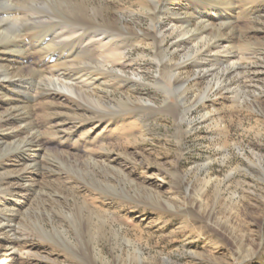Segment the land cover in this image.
<instances>
[{
	"label": "rangeland",
	"instance_id": "374dc122",
	"mask_svg": "<svg viewBox=\"0 0 264 264\" xmlns=\"http://www.w3.org/2000/svg\"><path fill=\"white\" fill-rule=\"evenodd\" d=\"M0 1L13 5L6 28L25 34L24 4ZM236 1L227 54L177 70L184 95L162 76L152 46L132 45L123 69L98 47L59 68L42 64L41 49L69 48L59 30L68 22L56 14L59 29L38 30L56 37L30 52L42 80L95 91L111 109H95L81 92L32 104L33 128L21 135L41 139L39 167L22 177L19 156L0 159V264H264V0ZM111 10L113 20L150 30L138 0H111ZM162 27L174 64L195 53ZM58 69L70 76L59 80ZM130 101L143 107L125 109Z\"/></svg>",
	"mask_w": 264,
	"mask_h": 264
},
{
	"label": "bare ground",
	"instance_id": "6f19581e",
	"mask_svg": "<svg viewBox=\"0 0 264 264\" xmlns=\"http://www.w3.org/2000/svg\"><path fill=\"white\" fill-rule=\"evenodd\" d=\"M20 1L24 4V9L27 12L24 14L27 21H25L26 18L23 16L25 18V24L22 26L24 27L25 34L22 33L23 31L21 28L16 29L18 26H15L16 28H6V18L7 20L9 19L6 16H12L11 12L13 10V5L10 6L11 3L10 5H6L7 3L5 4L0 1V81L2 82L0 86V109L7 107V110L4 109V111L6 110L5 112L2 110L3 113L0 114V126L2 127L0 133L5 137L4 140H2V144L0 143V159H4L10 155H16V158L19 156V158H21L20 163L13 164L15 165L14 167L18 169V173H20L19 176L31 174L30 171H36L40 164L39 159L43 151L41 139L35 134L21 135L29 132L33 128V122L29 112H32L31 110L34 106L32 104L39 98L45 101H49L51 98L56 99L58 96L57 92L63 95H71L74 98V92H81L78 94V97L81 100L83 99L85 102H88V104L95 109H111L106 106V102L102 97H99L94 93L95 91L82 92L81 90L71 87L69 89L66 82L61 84V82L64 81L42 80L39 71L33 68V63L31 61L34 58V55H31L30 52L33 50L35 52V49L42 48L43 44L48 40L56 43L55 36L47 34L46 32L45 34H41L38 31L41 29L49 31L59 29L57 25L52 24L54 22L52 21L54 15L58 14L63 16L62 19L66 20V23L68 22L69 24L68 27L59 29L64 31L63 35H66L65 37L69 40V48L65 46L57 47L56 55L52 53V50L55 47L47 45L46 49L45 47L42 48L41 50L47 54V56L45 55V57H43V65H49L51 63H54L55 65L56 63L60 66L59 68H61L64 64L71 63L75 61L74 58L78 57L82 63V60L86 61V58L88 57L87 55L95 53V49L98 47L102 50L100 52V58L106 60V63L109 65L114 67L118 66L123 69L127 66V63L124 61L126 51L130 47H134L132 45L135 43H139L140 45H144L145 43L148 47H154L155 53L158 56H161L159 64L164 66L162 76H169L174 80V83L172 84L174 88L173 91L179 95H184L188 88L185 87L183 80L178 77V74L176 73L177 70L181 67H186L185 65L189 63H198L200 57H205L210 61L211 59H214L215 61L221 59L222 54H227L226 52L229 48L227 46H222L223 43L229 41V39L227 40L224 31H230V34L232 36L234 35V29H232L234 22L232 23L230 21L239 8L236 0H138V5L143 15L147 16L151 21L150 30L147 32H141L131 28L130 25L121 22V18L120 22L113 20L111 0ZM176 4H182L183 8L180 10L176 9ZM177 10L184 11V15L180 14L179 11L177 12ZM15 20L16 19L8 22L13 24ZM216 22L221 23L220 25L222 26H217ZM165 24L171 27L174 34H178L177 39L179 43H189L191 46L193 45V48L195 49V53L189 55L188 59L183 63H173L174 58L172 57L173 54L168 46V37L162 27ZM37 41L41 45H38ZM59 44L61 46L64 43ZM83 52L84 55L82 54L83 57H81L79 54ZM224 60L227 61V59ZM82 65H84V63ZM237 65H239V63H237ZM232 66H236L235 62ZM85 68L86 67H84V69ZM56 74L59 80H62L68 75L62 72L61 69L56 70ZM117 78L128 81V79L119 75ZM23 84L26 85H24V88L22 87L21 90L20 87ZM50 87L52 89H50ZM34 90L39 91H36L37 93H35ZM130 102V106L128 103H125L127 106H125V109L129 107H143L141 104H137L133 101ZM61 106L63 107L64 105ZM79 108L80 107H78V109ZM118 108H123V106ZM67 120H69L68 117L64 119L65 122ZM26 121L27 123L25 124ZM4 122L9 128H6V126L3 128L1 124H4ZM13 124H17V126L19 124H25L23 125V131L19 128L13 127ZM10 139H14V141H11ZM25 182L28 183L29 180L26 179ZM22 183L23 186H25L24 182ZM6 223L8 225V222ZM0 229L2 230V228ZM7 231L8 233L13 232V230L11 231V227L10 230H6V232ZM55 232V236L57 235L58 237H61L59 231L56 230Z\"/></svg>",
	"mask_w": 264,
	"mask_h": 264
}]
</instances>
